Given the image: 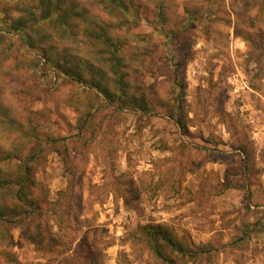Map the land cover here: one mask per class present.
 I'll return each mask as SVG.
<instances>
[{"label": "rangeland", "instance_id": "374dc122", "mask_svg": "<svg viewBox=\"0 0 264 264\" xmlns=\"http://www.w3.org/2000/svg\"><path fill=\"white\" fill-rule=\"evenodd\" d=\"M72 1L89 10V21L114 25L133 85L113 103L84 81L47 88L31 81V48L3 30L0 93L37 128L32 142L44 155L35 173L43 217L8 225L0 261L166 264L140 231L162 224L202 247L184 264H264V0H140L150 25L128 18L134 12L111 16L100 0ZM55 35L60 56L73 65L74 49L81 59L84 79L94 76L85 66L93 62L116 88L105 45L89 41L80 52L84 35ZM60 137L67 152L53 147ZM27 225L45 240L28 239Z\"/></svg>", "mask_w": 264, "mask_h": 264}, {"label": "trees", "instance_id": "16d2710c", "mask_svg": "<svg viewBox=\"0 0 264 264\" xmlns=\"http://www.w3.org/2000/svg\"><path fill=\"white\" fill-rule=\"evenodd\" d=\"M100 1L104 3V10L111 16L120 11L125 14L134 12V17L130 15L128 18H135L137 23L147 25L153 23L146 9L147 5L143 1L137 0L139 2L137 8L134 6L135 0ZM14 3L17 7L15 9L0 7V42L5 39L3 33L5 30L9 34H15L16 39L18 38L16 41L23 42L28 48H31L33 55L37 56L35 64L32 65L33 70L30 71L34 75V79L31 81L38 80L47 88H51L64 78L78 82L84 81L103 92L111 103L129 93L133 82L126 71L127 66L120 56L122 43L111 32L114 25L107 21L102 24L92 19L89 21V10L79 2L72 0H29V2L15 0ZM16 10L22 14L12 17L11 12ZM47 24L56 30L54 34L63 40L68 37L74 40L79 36L82 39V35H84V43L78 45L80 52L83 49L84 51L85 49L89 50V47L94 44L105 45V50L109 53L111 78L114 80L116 88L113 90L105 83L106 72L92 64L93 62H87L85 66L92 70L94 76L84 79L83 73L86 68L81 66V62H79L81 59L75 54V50L73 49V53L76 58L72 65L66 55H59V45L53 40L54 34H49V30H46ZM37 33L40 34V39H36ZM42 38L45 39L42 40ZM89 41L92 44L86 48L85 43ZM11 48V45L7 46L6 51ZM51 49H54L53 54ZM67 55L70 58L73 57L71 52H68ZM43 60H45L44 63H42ZM40 63L42 64L40 65ZM43 65H45L44 69L41 68ZM32 74L27 76L31 78ZM175 81H178V75H176ZM11 93L14 96V92L11 91ZM143 101H140L142 106L144 105ZM130 104L131 100L127 106ZM17 116L18 109L14 99L13 101L7 100L0 93V225L6 224L5 227H7V230L0 231V243L10 237V226L8 225L23 223L30 216L43 217L39 202L41 200L35 195V190L38 187L35 173L44 155V150L37 142H32L39 138L37 128L32 125L31 121L26 123L24 120H19ZM180 120L178 122L183 123ZM12 132V135L15 136L11 138L13 142H9L6 138ZM66 140L67 137L54 139V149L62 152V147L63 151L67 152ZM140 231L143 234L147 233L144 240L150 254L165 261L166 264H184L195 259L203 251L202 247L190 246L187 242L178 239L168 227L162 224H148L142 226ZM25 232L28 239L33 242L42 243L45 240L42 231L39 229L33 231L31 225L26 226ZM0 264L4 263L0 261Z\"/></svg>", "mask_w": 264, "mask_h": 264}, {"label": "crops", "instance_id": "0c3cea01", "mask_svg": "<svg viewBox=\"0 0 264 264\" xmlns=\"http://www.w3.org/2000/svg\"><path fill=\"white\" fill-rule=\"evenodd\" d=\"M256 220H258L259 222L258 223H260V224H262L263 223V220L262 219H258V218H256ZM248 238V237H247Z\"/></svg>", "mask_w": 264, "mask_h": 264}, {"label": "built area", "instance_id": "2783aa9c", "mask_svg": "<svg viewBox=\"0 0 264 264\" xmlns=\"http://www.w3.org/2000/svg\"><path fill=\"white\" fill-rule=\"evenodd\" d=\"M263 208V207H262Z\"/></svg>", "mask_w": 264, "mask_h": 264}]
</instances>
